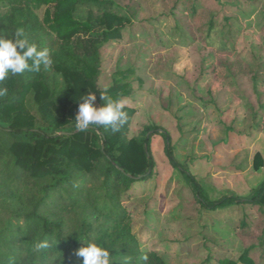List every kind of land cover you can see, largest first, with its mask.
<instances>
[{
    "label": "rangeland",
    "instance_id": "rangeland-1",
    "mask_svg": "<svg viewBox=\"0 0 264 264\" xmlns=\"http://www.w3.org/2000/svg\"><path fill=\"white\" fill-rule=\"evenodd\" d=\"M114 1L132 22L101 48L97 85L129 82V136L152 135V175L124 196L141 249L167 264H246L249 250L264 264V207L245 201L264 182V0ZM153 128L208 201L241 202L206 207Z\"/></svg>",
    "mask_w": 264,
    "mask_h": 264
},
{
    "label": "trees",
    "instance_id": "trees-1",
    "mask_svg": "<svg viewBox=\"0 0 264 264\" xmlns=\"http://www.w3.org/2000/svg\"><path fill=\"white\" fill-rule=\"evenodd\" d=\"M0 7V36L11 38L22 28L29 44L48 49L53 59L50 69L42 65L0 81L7 89L0 96V264H81L75 253L86 244L80 239L108 248L113 264H122L124 257L131 264H167L141 249L124 205L133 183L146 180L155 167L152 135L129 136L135 108L126 105L127 120L117 132L75 126L79 99L93 92L97 104L103 103L105 89L97 85L100 51L120 36L131 16L117 11L114 0H0ZM106 90L116 99L132 88L116 81ZM153 130L161 132L171 164L206 207L241 202L231 197L208 201L176 158L169 133ZM255 159L261 167L260 155ZM245 201L264 207V182ZM43 240L50 247L37 250ZM239 261L255 264L249 250ZM220 264L238 261L224 258Z\"/></svg>",
    "mask_w": 264,
    "mask_h": 264
},
{
    "label": "clouds",
    "instance_id": "clouds-1",
    "mask_svg": "<svg viewBox=\"0 0 264 264\" xmlns=\"http://www.w3.org/2000/svg\"><path fill=\"white\" fill-rule=\"evenodd\" d=\"M31 61V63H29ZM50 69L53 59L48 49L40 50L35 44H29L22 28H18L14 36L4 38L0 36V81L9 76H15L25 71H39L41 66ZM107 90L100 92L102 104H97V94L88 92L79 99L75 126L80 130L92 127L111 128L117 132L127 120L125 107L127 100L124 98L113 99L106 94ZM7 93V89L0 88V96ZM86 246L80 247L75 255L81 264H113L110 250L102 244L87 239H80ZM50 247L48 240L36 244L37 250ZM60 257H56L57 259ZM147 261L148 257L143 258ZM122 264H131L130 257H124Z\"/></svg>",
    "mask_w": 264,
    "mask_h": 264
}]
</instances>
